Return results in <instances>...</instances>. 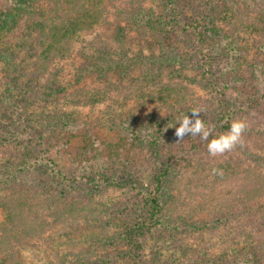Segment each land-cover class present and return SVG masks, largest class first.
Listing matches in <instances>:
<instances>
[{
    "label": "trees",
    "instance_id": "obj_1",
    "mask_svg": "<svg viewBox=\"0 0 264 264\" xmlns=\"http://www.w3.org/2000/svg\"><path fill=\"white\" fill-rule=\"evenodd\" d=\"M150 1L164 10L144 8L139 0L1 3L0 264H26L20 253L47 242L52 230L79 233L83 226L99 227L111 247L107 264H142L153 229L163 222L183 224L164 215L166 187L185 191L190 200L201 196L199 190L213 195L216 222H227L237 236L233 259L216 264H264V0ZM171 36L196 39L200 77L221 98L217 110L205 108L184 83L171 81L184 76L174 69L181 55L167 42ZM218 47L222 51L213 52ZM248 49L258 61L250 74L240 70L248 60L239 58ZM215 64L227 92L213 81ZM242 81L238 91L246 94L237 103L234 87ZM117 101L127 103L126 111L116 112ZM194 108H203L201 118L213 127L209 140L244 113L250 125L244 149L213 157L199 137L179 142L175 128ZM258 132L261 139H249ZM80 137L85 146L72 144ZM144 147L153 156L164 153L155 160L147 191L135 179L120 182L111 174L149 166ZM214 168L222 174L213 175ZM124 185L141 196L146 212L117 229L125 218L110 222L113 208L96 194ZM101 213L105 220L96 223ZM79 238L89 239L81 233ZM87 252L55 261L98 264ZM204 256L212 263L211 253Z\"/></svg>",
    "mask_w": 264,
    "mask_h": 264
},
{
    "label": "rangeland",
    "instance_id": "obj_2",
    "mask_svg": "<svg viewBox=\"0 0 264 264\" xmlns=\"http://www.w3.org/2000/svg\"><path fill=\"white\" fill-rule=\"evenodd\" d=\"M139 1L144 8H152L158 11L164 10L159 3L155 5L150 0ZM2 2L3 0H0V6ZM170 38L171 39L167 42L178 47V52L181 55L180 61L176 62L174 69H182L184 72L183 77H177L176 79L173 78L171 81L174 83H184L189 91L195 93V96H198L199 99L202 98V100H205V103L203 104L205 108L212 111L217 110L216 107L219 108L221 98L217 90H215L217 87H213L200 77L201 74L197 66L199 65L200 54L198 53L196 39L184 42L181 40V37L177 39L175 36H171ZM241 45H245L244 40H242ZM201 49L203 52H209L211 48L207 49L204 47ZM212 50L215 53H220L222 47ZM137 51L138 48L133 49L130 56H135ZM247 52L248 54L239 56V58L243 57V59H247L249 64L241 66L240 70H246L247 74H250L252 72V64L258 61L254 60L256 57V52L254 50L248 49ZM154 53H156V56H159L158 54L160 52L159 50H154ZM260 55L261 54H259V56ZM260 62L264 64V60L261 59ZM213 68V81L215 84L220 83L218 84L220 85L219 88L224 92H227L222 86V80L220 79L222 76L220 75L218 64H215ZM243 77H248V75H244ZM243 83L244 81H242V83L240 82L239 86L236 85L237 87H234V90L236 91L233 94L238 93L236 98L239 102L237 103L244 100L243 93L245 92L238 91V88ZM230 96L231 95H229V97ZM121 103L123 102L117 101L114 104L117 113H120L122 110L126 111L128 107L125 105L127 103H125L124 106H121ZM82 116H85L84 112ZM244 117V113L236 114L233 116L232 121L235 119H243ZM255 119L259 120L258 116H255ZM261 132L264 135V131ZM261 132L255 133V135L250 136L249 139H261ZM87 143L88 141L82 137L74 138L72 140V144L80 147L85 146ZM143 149L146 157L149 158V166L145 165L146 167L144 166L140 172H136L134 168L130 167L127 171H121L119 173L114 172L111 174H114L115 177L119 175L118 178L120 182L126 178L135 179L136 182L139 183L140 186H143V189L147 191L150 190L152 186V180L156 171L155 160L160 158L162 160L164 153L162 152L158 157L153 156L151 152L148 151V148L144 147ZM130 163H132V160ZM96 178L98 179L97 176ZM169 189V187H166L165 194L167 195V198H164L166 203V211L164 210V215L174 216L175 219L182 218L183 224L176 228L171 226V224L168 225V223L163 222V225L153 229L145 239L144 251L141 253V263L151 264L154 261H159L160 264H216L221 260L229 262V260L233 259L237 236L234 235L235 231L230 229L227 222H216L214 207L212 206L213 195L210 193H202L199 190L201 196L190 200V194H186L185 191H169ZM170 197H173V199L167 201ZM96 200L101 201L106 207L113 208L112 212L115 213L113 216H116L110 221L113 224L114 220L121 217L125 218V220H119V225L115 227L117 229H123V225L128 220L134 222L135 220H139V218H145L146 209L144 200L141 196L132 194L131 189L126 188L125 185L122 187L113 186L105 189L103 193L96 194ZM101 214L102 215L97 219L96 223L105 220L104 213ZM162 217L164 221L166 218L164 216ZM175 219L173 218L172 221ZM1 220L2 215L0 214V222ZM83 227L84 228H82L79 233L69 230H61L60 227H57L55 230H52L49 235L44 237L47 238V242L44 243L41 241L38 245L35 244L33 248H26L20 253V255L23 257L26 264H57V261H55L57 256H61L65 259H72L74 256L73 254L88 251L87 253L96 257L98 264L109 263L107 257L110 252L107 250L108 248L111 249V247H109L107 241L102 238L103 236L100 234L99 227L96 226L91 230L87 229V226ZM80 233L82 236H88L89 239L79 238ZM95 235H97V238L99 239H96ZM118 247L121 248V250L123 248L120 245ZM205 253H211V256L213 257L212 263L207 259V256H204ZM201 257L204 258L201 259Z\"/></svg>",
    "mask_w": 264,
    "mask_h": 264
},
{
    "label": "clouds",
    "instance_id": "obj_3",
    "mask_svg": "<svg viewBox=\"0 0 264 264\" xmlns=\"http://www.w3.org/2000/svg\"><path fill=\"white\" fill-rule=\"evenodd\" d=\"M203 108H194L189 115H184L175 128V136L178 141H184L186 136L199 137L202 140L208 141L207 151L213 156H223L235 150L238 146L243 147L244 137L250 125L245 119H235L231 122L230 128L226 133L220 134L215 138L209 140L213 133V127L206 124L201 118ZM213 175L222 174L218 169L212 170Z\"/></svg>",
    "mask_w": 264,
    "mask_h": 264
}]
</instances>
